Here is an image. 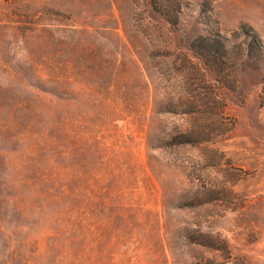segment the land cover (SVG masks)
Segmentation results:
<instances>
[{
  "label": "rangeland",
  "instance_id": "obj_1",
  "mask_svg": "<svg viewBox=\"0 0 264 264\" xmlns=\"http://www.w3.org/2000/svg\"><path fill=\"white\" fill-rule=\"evenodd\" d=\"M0 264H264V0H0Z\"/></svg>",
  "mask_w": 264,
  "mask_h": 264
}]
</instances>
